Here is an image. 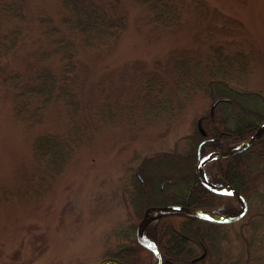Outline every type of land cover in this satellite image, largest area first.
<instances>
[{
	"label": "rangeland",
	"instance_id": "obj_1",
	"mask_svg": "<svg viewBox=\"0 0 264 264\" xmlns=\"http://www.w3.org/2000/svg\"><path fill=\"white\" fill-rule=\"evenodd\" d=\"M94 1L109 14H125L127 22L117 36L91 43L63 23L68 15L63 0H24L20 19L4 9L12 0H0V40L7 38V45L0 44L1 51L7 50L0 61V264H97L120 243L116 230L138 227L148 208L169 205L174 193L184 191L170 162L146 167L142 162L164 151L185 150L192 122L210 107L204 94L180 93L165 112L116 113L148 93V70L158 71L168 88L180 86L165 69L170 53L200 52L234 39L235 47L251 53L252 72L241 88L264 92V0H203L207 9L242 22L240 34L229 37L208 28L191 7L173 32L150 23L138 0ZM211 25L220 29L224 24ZM61 41L70 55H53ZM42 68L64 81L67 75L73 78L68 82L77 97L68 92L22 105L17 80L26 84ZM149 102L155 104L152 98ZM48 134L57 140L37 141ZM133 189L143 193L135 195ZM261 232L243 235L264 256ZM232 240L224 242L225 264L239 257ZM242 248L246 261V241Z\"/></svg>",
	"mask_w": 264,
	"mask_h": 264
},
{
	"label": "trees",
	"instance_id": "obj_2",
	"mask_svg": "<svg viewBox=\"0 0 264 264\" xmlns=\"http://www.w3.org/2000/svg\"><path fill=\"white\" fill-rule=\"evenodd\" d=\"M138 3L147 9L150 23L173 32L180 27L183 12L191 8L192 11L202 14L208 28L219 30L225 36L240 34L243 28L242 22L237 19L217 9H207L203 0H190L189 3L186 0H138ZM63 7L68 12L63 23L69 30L82 35L84 42L92 43L94 40L117 36L125 29L126 15L109 14L97 1L63 0ZM4 9L14 19H20L23 18L20 12L25 9V2L12 0L4 4ZM215 21H223L224 25L217 29L211 25ZM0 44L7 45V38L0 40ZM234 45L236 41L232 39L223 44H208L210 47L200 52L170 53L165 69L172 71V77H175L176 83L179 82L181 87L177 86L176 90L168 88L161 81L158 71L148 70L146 75L151 77L148 76L144 85L148 93L137 95L135 102L133 100L127 103L129 109L126 111L123 108L116 111L123 114L127 111L133 112L135 108L169 111L173 106V99H180L179 95L183 92H202L209 101L210 107L192 122L189 134L184 137L186 146L183 152L177 149L164 151L145 158L142 162L146 167L150 162L165 160L181 175L178 184L182 185H179L181 189L184 187V191L180 192L179 189L178 193H174L169 205H183L222 215L233 214L239 210V203L235 198L211 192L197 177L200 157L213 152H225L246 142L264 122V92L241 88L243 77L252 72L251 53ZM70 49L68 44L61 41L53 55H70ZM6 53L7 50H0V61ZM46 70L40 69L26 84L17 80L16 88L20 90L22 105L28 104L32 98H61L68 92L77 97L72 83L68 82L71 78L69 75L65 76L67 81H64L62 77L59 78L51 72L47 74ZM150 98L154 100V105L150 104ZM177 106L182 107V103ZM55 137L57 136L42 135L37 141L57 140ZM207 171L213 184L232 187L248 202V213L241 221L231 224L207 221L183 212L162 216L146 229L147 237L159 247L162 264H225L228 255L224 251V242L230 244L234 237L240 252L233 264L264 261V256L255 251L258 249L257 243L243 235L245 231L257 234L261 230L264 233V132L247 150L211 160L207 164ZM139 186L140 183L134 180V187ZM133 191L135 195L143 193L140 189ZM238 224L243 225L240 231L235 230ZM137 228L130 225L124 231L116 230L114 235L120 243L106 250L104 256L115 257L125 264H155L153 252L138 243ZM244 241L247 242L250 252L246 261H243ZM202 255L204 257L200 258Z\"/></svg>",
	"mask_w": 264,
	"mask_h": 264
},
{
	"label": "water",
	"instance_id": "obj_3",
	"mask_svg": "<svg viewBox=\"0 0 264 264\" xmlns=\"http://www.w3.org/2000/svg\"><path fill=\"white\" fill-rule=\"evenodd\" d=\"M263 132H264V122L260 125L259 129L256 131L254 136H252L248 141L226 152H213L205 157H200V160H199V166H198V171H197L198 179L211 192L236 198L237 201L241 205L240 210L238 212L232 215H219V214H214L209 211L191 209L183 205L151 207L145 211L143 219L137 230V239H138L139 244L142 247L154 253L156 264H162V256L159 251L158 245L150 241L146 237V228L151 222L159 220L162 216H165L170 213L183 212V213H187L189 215L195 216V217H200L207 221L216 222L220 224L234 223V222L241 220L243 217H245V215L248 212V208H249L247 201L235 189L227 185L217 186V185L212 184L209 181H206L203 178L204 166L206 165V163H208L209 161L213 159L233 156L237 153L247 150L257 139L261 137ZM203 257L204 255H202L200 258H203ZM97 264H125V263L121 262L120 260L114 257H106V258L101 259Z\"/></svg>",
	"mask_w": 264,
	"mask_h": 264
},
{
	"label": "bare ground",
	"instance_id": "obj_4",
	"mask_svg": "<svg viewBox=\"0 0 264 264\" xmlns=\"http://www.w3.org/2000/svg\"><path fill=\"white\" fill-rule=\"evenodd\" d=\"M203 178L206 180V181H209V175L207 174L206 170L204 169V173H203ZM152 217V216H151Z\"/></svg>",
	"mask_w": 264,
	"mask_h": 264
}]
</instances>
